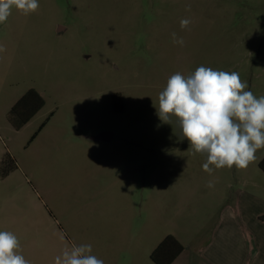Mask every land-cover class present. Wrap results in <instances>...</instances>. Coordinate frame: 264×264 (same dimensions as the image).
Listing matches in <instances>:
<instances>
[{"label": "rangeland", "instance_id": "1", "mask_svg": "<svg viewBox=\"0 0 264 264\" xmlns=\"http://www.w3.org/2000/svg\"><path fill=\"white\" fill-rule=\"evenodd\" d=\"M38 3L0 24V231L29 264L81 244L104 264H154L168 235L183 246L175 264H211L199 252L223 211L242 197L264 211V148L247 169L209 174L206 154L154 105L171 75L201 65L264 96V0ZM31 89L44 105L15 129L8 113ZM103 132L110 140L92 139Z\"/></svg>", "mask_w": 264, "mask_h": 264}, {"label": "clouds", "instance_id": "2", "mask_svg": "<svg viewBox=\"0 0 264 264\" xmlns=\"http://www.w3.org/2000/svg\"><path fill=\"white\" fill-rule=\"evenodd\" d=\"M15 7L24 15L39 8L38 0H0V24L7 21ZM190 10V6L188 9ZM189 19H181V29ZM174 42L182 38L172 33ZM0 46V51H3ZM236 71L214 70L203 65L185 77L179 72L171 75L166 87L158 95L157 115L162 122L178 120L183 139H187L194 153L206 154L202 165L211 174L214 169H247L256 160L257 150L264 148V96L257 98ZM213 166V167H210ZM207 187H213L211 181ZM17 237L0 231V264H29L17 254ZM92 245L73 246L55 257V264H104L91 255Z\"/></svg>", "mask_w": 264, "mask_h": 264}, {"label": "crops", "instance_id": "3", "mask_svg": "<svg viewBox=\"0 0 264 264\" xmlns=\"http://www.w3.org/2000/svg\"><path fill=\"white\" fill-rule=\"evenodd\" d=\"M240 201L236 199L233 209L227 207L223 211L212 238L201 248L199 254L205 261L220 264V261L228 262L231 257L236 259L235 264H264V211L246 210ZM241 229L246 230L250 239L241 233ZM180 257L181 254L172 264L181 261Z\"/></svg>", "mask_w": 264, "mask_h": 264}, {"label": "trees", "instance_id": "4", "mask_svg": "<svg viewBox=\"0 0 264 264\" xmlns=\"http://www.w3.org/2000/svg\"><path fill=\"white\" fill-rule=\"evenodd\" d=\"M44 105L42 97L35 91L29 90L23 95L8 113V121L15 129L23 127ZM264 173V158L259 163ZM183 246L172 235L166 236L153 250L150 260L154 264H172L182 253Z\"/></svg>", "mask_w": 264, "mask_h": 264}, {"label": "water", "instance_id": "5", "mask_svg": "<svg viewBox=\"0 0 264 264\" xmlns=\"http://www.w3.org/2000/svg\"><path fill=\"white\" fill-rule=\"evenodd\" d=\"M111 138V134L109 132H103L95 137H93V140H101V139H105V140H110Z\"/></svg>", "mask_w": 264, "mask_h": 264}]
</instances>
